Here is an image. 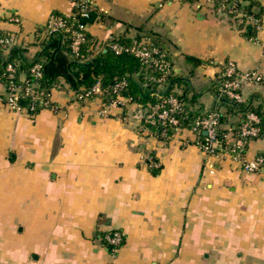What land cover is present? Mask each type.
I'll list each match as a JSON object with an SVG mask.
<instances>
[{
	"label": "crops",
	"instance_id": "crops-1",
	"mask_svg": "<svg viewBox=\"0 0 264 264\" xmlns=\"http://www.w3.org/2000/svg\"><path fill=\"white\" fill-rule=\"evenodd\" d=\"M81 1L93 6L81 21L94 49L158 36L198 113L217 106L213 84L229 59L263 74L241 102L264 111V0L252 39L212 0ZM73 7L0 0V31L32 59L36 29ZM49 98L57 107L33 116L0 103V264H264V165L248 172L227 151L208 154L189 128L163 136L142 125L137 102L100 115V97L78 100L63 78ZM239 118L228 113L223 126ZM245 146L246 158L264 153V132ZM115 228L124 241L113 253L104 234Z\"/></svg>",
	"mask_w": 264,
	"mask_h": 264
},
{
	"label": "trees",
	"instance_id": "trees-1",
	"mask_svg": "<svg viewBox=\"0 0 264 264\" xmlns=\"http://www.w3.org/2000/svg\"><path fill=\"white\" fill-rule=\"evenodd\" d=\"M218 1L219 0H212L214 8H216ZM232 1L239 0H225V3L228 6ZM244 2L242 7L246 10V13L261 22L262 10L258 2L255 0H244ZM90 6L91 10H93V6L91 4ZM75 9L76 7H73L70 14H65L58 10H53L51 14L62 16L68 24L76 26L81 18L75 14ZM237 25L247 38L252 39L255 37L258 30L257 23L248 22L245 20V17H243V20L240 22H238L237 18ZM82 32L84 38L79 43L77 50H74L72 48V37L69 31L61 27L56 30H49L47 23L39 26L36 29V36L40 43V50L32 59H27L22 54L23 49L0 43V95L10 92V81H13L15 84H31L34 82V90L43 91L44 94L41 98L42 103L35 106L33 110L27 111L30 116H33L41 108L48 107L55 109L57 107L45 93H49L52 88L60 86L61 78H63L76 93L83 92L98 82L103 89V94L101 95L102 101H108V99L113 96V84L118 80L124 79L126 84L120 90L121 94L129 97L130 101L137 102L141 106L156 102L169 94H174L184 101V110L177 113L180 126L188 127L191 125V121L195 116L205 114V112L198 113L197 110L191 108L190 102L193 101L194 95L187 96L189 92L188 82L187 80L181 79V77L175 73L170 62L169 54L158 40V36L147 32L144 33V35L136 36L134 39L113 37L99 48L94 49L95 42L91 34L86 28L82 29ZM9 34V32L0 31V36ZM143 38H150L158 51L163 53L164 58L171 64L169 72L165 73L164 88H159L158 78L162 74L161 70L151 64L141 62L138 57L134 56L132 53L125 51L115 53L111 48V45L115 42L131 45L134 42H139ZM186 60L194 61L191 56H186ZM36 61L41 62L43 65L42 75L38 78H35L30 71V67ZM8 63H12L14 66V76L11 78L8 76ZM22 73L24 74V79L21 78ZM222 79L220 73L215 78L213 90L217 98V106L211 109L219 112L220 124L217 130L218 136L222 138L224 133L229 129L234 132L239 131L243 118L248 111H253L260 117V130L257 135L259 136L264 132V111L258 106H247L244 102L235 101L225 95H220ZM176 85L180 87V90L175 89ZM94 97L99 96L93 93L89 96V98ZM45 101H47V103H45ZM21 103L23 105H30L33 103V100L31 96H26L21 99ZM221 106H225V111L220 109ZM228 113H237L240 115V118L237 121L229 123L228 126L225 127L223 123L227 121ZM155 127L158 128L160 132V127ZM173 130L174 129L171 127L167 128L168 133H172ZM199 136V138H203L204 133L201 131ZM152 172L156 173L157 170L153 168Z\"/></svg>",
	"mask_w": 264,
	"mask_h": 264
},
{
	"label": "built area",
	"instance_id": "built-area-1",
	"mask_svg": "<svg viewBox=\"0 0 264 264\" xmlns=\"http://www.w3.org/2000/svg\"><path fill=\"white\" fill-rule=\"evenodd\" d=\"M244 3V0L232 1V3L227 6L225 0H219L214 9L218 13L232 18L236 23L237 18L238 22H240L243 20V17H245L246 21L257 23V28L259 29L261 22L246 13V10L242 7ZM73 4L74 7H76L75 14L81 18L76 26L68 24L62 16L51 13L46 23L49 30H56L61 27L69 31L72 37V48L77 50L79 43L84 38L82 29L85 28V23L81 20L89 15L91 6L88 2L81 0H73ZM13 39L11 34L0 36V43L10 46ZM111 48L115 53L123 51L132 53L134 56L138 57L141 62L157 67L162 71V74L158 78L159 88L165 87V73L169 72L171 64L164 58L163 53L158 51L150 38H143L139 42H134L131 45L115 42L111 45ZM42 68V63L36 61L30 67V71L35 78H38L42 75ZM7 70L8 76L10 78L13 77L14 66L12 63L7 64ZM220 75L223 78L220 86V95H225L235 101L243 100V85L258 83L263 80V74L259 70L241 69L236 62L231 59L221 63ZM125 84L126 81L124 79L118 80L113 84V96L109 98L108 101H102V105L98 110L100 115H106L111 107H126L128 104L133 103L130 101L129 97L122 95L120 92ZM34 85V82L31 84H15L13 81H10V92L0 95V103L17 111L33 110L35 106L42 103L41 98L44 94L43 91H35L33 88ZM92 93L98 94L102 100L101 95L103 94V89L98 82L83 92H75V97L78 100L88 99ZM45 94L49 98L50 92ZM26 96H31L33 103L30 105H23L21 99ZM45 103H47V101H45ZM140 107L142 110V113H140L142 125L159 126L160 133L163 136L170 134L167 132L168 127L173 128V132L182 128H189L196 134V143L208 154H217L227 151L239 157L241 159L242 168L248 172L258 171L264 165V153L256 154L251 158L244 157L245 144L250 138L256 137L260 130V117L253 111L246 112L239 131L234 132L229 129L224 133L223 137L220 138L217 134L220 124L219 112L217 110H210L203 115L195 116L191 121V125L186 127L179 125V119L177 117V113L184 110V101L174 94H169L156 102L147 103L145 106L140 105ZM201 131L204 133L203 138H199ZM148 164L151 166H158L157 162L154 161L152 157L149 159ZM104 239L111 252L115 253L124 241V233L122 230L115 228L106 232L104 234Z\"/></svg>",
	"mask_w": 264,
	"mask_h": 264
}]
</instances>
